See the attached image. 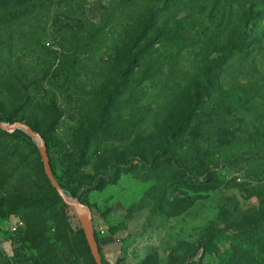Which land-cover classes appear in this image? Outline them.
Masks as SVG:
<instances>
[{
    "label": "rangeland",
    "instance_id": "obj_1",
    "mask_svg": "<svg viewBox=\"0 0 264 264\" xmlns=\"http://www.w3.org/2000/svg\"><path fill=\"white\" fill-rule=\"evenodd\" d=\"M168 1L31 0L0 29V116L48 141L104 264H264V230L228 228L264 218V0ZM14 132L0 264H95L38 141Z\"/></svg>",
    "mask_w": 264,
    "mask_h": 264
},
{
    "label": "water",
    "instance_id": "obj_2",
    "mask_svg": "<svg viewBox=\"0 0 264 264\" xmlns=\"http://www.w3.org/2000/svg\"><path fill=\"white\" fill-rule=\"evenodd\" d=\"M0 129L11 132L16 130L24 131L28 136L32 139L38 141V150L41 155L43 164H44V171L49 179L52 187L58 192L61 196L63 201L68 205L75 209L78 219L80 221L81 227L83 229L87 244L89 246L90 252L96 264H104L103 258L100 252L99 244L95 235L94 231V223L91 215V211L85 207L79 201H72L70 200L64 193L61 186L57 183L50 163L49 153L46 147V144L39 133H36L32 128L23 124V123H14V124H5L0 120Z\"/></svg>",
    "mask_w": 264,
    "mask_h": 264
},
{
    "label": "trees",
    "instance_id": "obj_3",
    "mask_svg": "<svg viewBox=\"0 0 264 264\" xmlns=\"http://www.w3.org/2000/svg\"><path fill=\"white\" fill-rule=\"evenodd\" d=\"M30 1L31 0H0V29L6 25H9V24H12L14 23L15 21H17V18L19 17L20 13L26 9H31L29 6L31 5L30 4ZM170 2V0L168 1ZM255 3L258 4L260 3V0H255ZM168 5L165 4L163 6H161L159 8V12L160 11H164V9L166 8L165 6ZM251 17H254V14H251ZM245 36H246V33H245ZM4 35L1 34L0 32V44H4ZM241 47L243 45H240ZM233 50V48H229V50L227 51H231ZM237 51V50H235ZM227 54V53H226ZM139 62H144L143 58L142 59H138ZM220 62V60L217 58V59H213L211 61L212 65L215 67L218 63ZM51 117H53V119H55L56 121H58V114H57V106L56 104H53V106L50 107V114H49ZM0 120L3 122V119L2 117L0 116ZM3 132L8 135L9 133L7 131H4ZM14 133L16 134H20L22 135L24 138H29V136L27 134H25L24 132H22L21 130H16ZM45 144H46V147H47V150H48V153H49V145H48V141L45 140L44 137H42ZM36 149V148H35ZM40 154V153H39ZM49 157H50V153H49ZM38 158L42 159L41 158V155L40 157L38 156ZM50 163H51V159H50ZM51 169H52V165H51ZM53 172V170H52ZM54 175V173H53ZM42 176L44 177V179L46 180V183L48 184V187L49 189L54 193V195H56L57 197V191L52 187L49 179L47 178L45 172H42ZM55 177V175H54ZM62 188V187H61ZM67 207V205H66ZM7 217V216H6ZM2 218H5L2 217ZM228 228L230 229H240V230H264V218L261 219L260 221L256 222L255 224H245L241 227H237L235 225L233 226H228ZM87 242V241H86ZM99 244V243H98ZM88 245V244H87ZM89 248V246H88ZM90 250V249H89ZM96 264V263H95Z\"/></svg>",
    "mask_w": 264,
    "mask_h": 264
},
{
    "label": "crops",
    "instance_id": "obj_4",
    "mask_svg": "<svg viewBox=\"0 0 264 264\" xmlns=\"http://www.w3.org/2000/svg\"><path fill=\"white\" fill-rule=\"evenodd\" d=\"M111 241H112V240L109 239V238H104V239H103V242H102V243L105 245V246H104V250L107 251V253H108L107 256H108L109 259H111V254H112V251H111V249H110V247L112 246ZM103 252H104V251H102V253H103Z\"/></svg>",
    "mask_w": 264,
    "mask_h": 264
},
{
    "label": "built area",
    "instance_id": "obj_5",
    "mask_svg": "<svg viewBox=\"0 0 264 264\" xmlns=\"http://www.w3.org/2000/svg\"><path fill=\"white\" fill-rule=\"evenodd\" d=\"M24 228V222L17 221L11 228L13 233H18Z\"/></svg>",
    "mask_w": 264,
    "mask_h": 264
}]
</instances>
